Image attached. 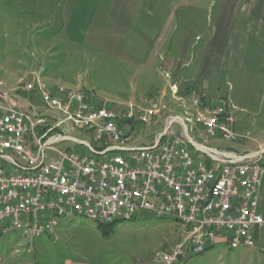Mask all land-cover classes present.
<instances>
[{"label":"built area","instance_id":"2783aa9c","mask_svg":"<svg viewBox=\"0 0 264 264\" xmlns=\"http://www.w3.org/2000/svg\"><path fill=\"white\" fill-rule=\"evenodd\" d=\"M173 87L170 101L182 100ZM143 102H152V109L134 102L109 105L85 88L45 85L39 73L15 87L0 84V232L30 224V233L22 234L36 239L52 236V222L62 214L115 220L146 211L173 214L177 224L189 227L182 242L159 255L162 264H176L212 241L253 243V229L264 224L258 210L264 157L207 144L236 139L227 106L207 103L193 91L184 114L172 115L183 119L190 141L172 124L159 139L156 134L135 145L134 124L157 122L166 101ZM193 128H201L205 142L193 139ZM92 147H104L105 156L92 154ZM239 157H247V164L238 165ZM221 159H229V167H221Z\"/></svg>","mask_w":264,"mask_h":264},{"label":"rangeland","instance_id":"374dc122","mask_svg":"<svg viewBox=\"0 0 264 264\" xmlns=\"http://www.w3.org/2000/svg\"><path fill=\"white\" fill-rule=\"evenodd\" d=\"M161 1L166 6L182 4L181 10L186 7V1L182 2L184 0ZM219 2L188 0L187 9L194 11L196 17H203L201 20L204 23L211 22ZM124 4L130 9L136 2L127 0ZM7 6L5 0H0V84L4 87H15L20 81L39 73L48 83L90 89L96 94L98 90L113 97L121 96L122 91L129 92L134 86L144 88L143 81L135 76V68H129L121 59L123 55L132 57V51L122 48L120 43L112 42L114 35L105 33V29L107 32L112 29L111 19H105L99 14L95 18L94 28L101 30L102 41L80 45L55 38V43L60 44L57 50H43L40 47L22 49L20 44L25 45L23 42L26 35L9 33L6 26L13 18H10L12 12ZM243 71L254 82L242 81L243 75L246 76L242 73L240 82H235L231 90L237 117L233 126L236 139L212 138L207 142L211 146L241 151L236 141L247 146L264 142V128H261L258 120L260 114L256 112L264 106V90L256 81L260 67H246ZM231 76L236 79L235 75ZM173 88L178 90L175 85ZM147 93L151 95L150 91ZM189 93L183 94L180 101H169L164 94L166 102H161V113L164 114L159 117V122L134 124L130 131L132 144L152 141L162 131L164 115L169 112L184 114L191 103L192 96ZM217 97L220 103H224L223 96ZM136 104L143 106L141 101ZM250 110L256 114H250ZM230 112L234 119L232 110ZM172 128L180 133L178 123H173ZM75 134L89 139V136L82 133ZM193 137L197 142H205V136L193 132ZM68 145L74 146L75 143L68 142ZM56 147L62 149L63 145L56 144ZM188 228L173 219L156 217L146 211L139 212L130 220L115 222L108 228L84 216L74 215L62 218L52 236L45 233L36 239H28L21 230L0 232V264H162L159 255L172 245L182 242L189 232ZM230 248L226 243L207 246L201 253L185 254L176 264H264V247H255L254 241L252 245Z\"/></svg>","mask_w":264,"mask_h":264},{"label":"crops","instance_id":"0c3cea01","mask_svg":"<svg viewBox=\"0 0 264 264\" xmlns=\"http://www.w3.org/2000/svg\"><path fill=\"white\" fill-rule=\"evenodd\" d=\"M125 1L5 0L13 18L6 27L9 33L26 35L25 45L20 44L22 49L57 50L60 44L55 43V38L80 45L102 41L101 30L94 28L95 18L98 14L109 18L112 29L110 32L105 29V33L114 35L112 42L132 51V57L123 55L121 59L129 68H135V76L143 81L144 88L134 86L118 97L97 90L103 102L109 105L143 103L144 99L164 94L170 101V86L175 85L182 98L187 92L192 96L193 91L207 103L223 96L224 104L234 114L235 126L237 117L231 90L235 82H240V74H245L246 67H260L256 81L264 90V0H220L211 22L205 23L201 20L203 17L188 11V0L182 1H186L184 10H181L182 4L166 6L161 0H132L136 4L128 9ZM157 3L160 5L156 6ZM245 75L242 81L254 82L248 73ZM143 91H150L151 95ZM256 112L264 128V106ZM249 113L256 114L251 110ZM172 115L183 114L169 112L164 115L163 126L165 119ZM236 143L241 151L225 150L239 154L262 152L263 155L264 142L255 146ZM258 210L264 217V177ZM252 234L255 247H264V224L254 228Z\"/></svg>","mask_w":264,"mask_h":264},{"label":"bare ground","instance_id":"6f19581e","mask_svg":"<svg viewBox=\"0 0 264 264\" xmlns=\"http://www.w3.org/2000/svg\"><path fill=\"white\" fill-rule=\"evenodd\" d=\"M45 85H52V83H48L45 81ZM3 88H6L3 86ZM87 92H94L90 89H87ZM95 96H97V94L95 93ZM138 109L141 110H151L152 109V102H143V106H140L138 104ZM193 132H195V134L197 135H202L205 136V133H203L201 131V128H193ZM194 139V137H193ZM187 149H194V142H187ZM92 154L97 155V156H105V148L104 147H92ZM247 164V157H239L238 158V165H245ZM221 167H229V159H221ZM84 216L98 224H113V223H117V222H122L125 220H130L132 218H125V219H115V220H107V219H101L98 217H93L92 214H88L85 212H71V213H67V214H62L61 217L57 218V221L52 222V230L55 231V228L59 225V222L62 218L65 217H71V216ZM156 217H164V218H170L173 219L176 222V216H173V214H158L156 215ZM18 231L21 230L23 233H30V224H20L19 225V229L16 228H4L2 229V232H10V231ZM42 235V234H41ZM50 235V234H48ZM219 243H226V241H212L211 243H207V245H202L200 246V251L198 253L203 252L207 246H215L216 244ZM244 245H252V242H238V244H231L228 247L231 248H239L241 246ZM230 248V249H231ZM197 253V254H198ZM188 255H194L196 253H187ZM191 257V256H190Z\"/></svg>","mask_w":264,"mask_h":264},{"label":"water","instance_id":"95a60500","mask_svg":"<svg viewBox=\"0 0 264 264\" xmlns=\"http://www.w3.org/2000/svg\"><path fill=\"white\" fill-rule=\"evenodd\" d=\"M177 121L180 125H181V128L185 131L186 133V138L188 141L191 140L190 136L188 135L187 133V128L185 126V123L183 122V119L179 116H172L171 119L167 122V124L165 125L163 131H161L160 133H158L156 135V138L159 139L169 128L170 126L175 122ZM75 141H77L76 139H73ZM78 143H80V141H78ZM260 153V152H258ZM262 153V152H261ZM253 154H256V153H250L249 156L253 155Z\"/></svg>","mask_w":264,"mask_h":264},{"label":"trees","instance_id":"16d2710c","mask_svg":"<svg viewBox=\"0 0 264 264\" xmlns=\"http://www.w3.org/2000/svg\"><path fill=\"white\" fill-rule=\"evenodd\" d=\"M112 224H99V226H106V228L110 227Z\"/></svg>","mask_w":264,"mask_h":264}]
</instances>
